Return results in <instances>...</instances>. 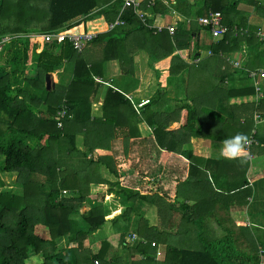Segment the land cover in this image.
I'll return each instance as SVG.
<instances>
[{
    "label": "trees",
    "instance_id": "trees-1",
    "mask_svg": "<svg viewBox=\"0 0 264 264\" xmlns=\"http://www.w3.org/2000/svg\"><path fill=\"white\" fill-rule=\"evenodd\" d=\"M29 1L16 0L15 16L21 23H41L36 30L39 34L57 30L67 34L97 33L79 53L66 41L44 44L38 50L31 39L21 34L0 51V175L15 174V184L21 189V194L11 192V187H6L0 178V264H27L28 258L37 253L40 260L36 264H93L96 259L100 264H121L117 256L104 259L109 248L105 241L94 254L83 246V241L105 224L103 196L112 193L128 203L137 199L145 201L155 207L158 222L164 217L170 226L174 210L170 203L171 183H175L174 187L184 185L189 174L197 171L196 166L190 165L196 158L179 148L190 137L205 139L203 132L211 127V121L213 125L220 124L221 130H228L235 119L241 118L240 133L248 136L247 122L254 109L264 117V100L259 99L254 108L249 100L237 105L229 103L231 99L247 100L254 96L246 70L264 69V39L256 36L254 26L246 25L244 13L237 9L239 3H244L264 17L262 0H198L200 5L195 9L185 0L176 2L173 9L189 20L204 16L208 11L219 12L228 31L216 41L209 39L207 30L195 21L188 24L185 20L179 21L172 35L166 30L156 32L141 24L130 10L120 15L123 24L107 30L118 12L117 1L106 4L107 0H46L45 12H38L35 6L28 7ZM159 4L157 2L152 11L166 12V7ZM1 12L0 18L5 14ZM232 27L241 28L242 32L234 34ZM22 28H14L11 33L29 30ZM9 31L0 29V36ZM191 41L192 57L197 58L206 50L210 55L199 63H194L189 54L183 55L182 52H189ZM138 51L145 53L147 67L157 81V89L147 104L136 112L127 98L107 87L100 101L99 116L91 114L100 89L93 78H102L103 66L111 60L118 63L122 75L133 76V58ZM234 53L239 55V68L227 65L220 56ZM167 59L162 69L155 66ZM69 64L67 84H54L46 89L44 76L47 74L56 82L64 65ZM203 73L204 78L197 84L198 75L200 78ZM182 74L186 79L184 97L166 109L170 100L165 95L162 79L167 76L169 82L171 77ZM193 79H196V87L189 92L187 89ZM224 80L228 81L227 86H223ZM233 83L238 87H233ZM219 98L230 104H226L231 114L228 121L214 112ZM61 107L65 113L57 121L56 112ZM182 109L186 112L184 125L167 131L171 119H178ZM140 123L151 129V138L140 139L137 129ZM214 134L212 140H219L221 133ZM77 139L81 140V149L76 146ZM141 147L146 148L145 153L143 149L140 151ZM157 148L183 155L189 161L187 173L184 165L178 167L173 162L170 167L168 163L162 168L163 181L150 183L154 174L152 160L159 154ZM142 159L149 161L152 167H140L144 164ZM125 170H130L131 174L126 175ZM245 170L246 165H243L237 181L233 172L232 180L225 182L212 174V184L221 192H239L245 184ZM204 181L202 174L195 178L197 185ZM91 188L96 191L92 192ZM209 189L214 191L210 186ZM82 207L87 209L79 212ZM129 210L128 207L120 209V216ZM176 210L179 218L174 225L191 221L185 204L180 202ZM135 217L141 219L139 214ZM142 221L141 228H136L138 240L130 250L152 262L154 248L150 241L156 244L163 241L165 232L157 226L148 227L147 222ZM38 229H42V233H38ZM120 239L124 241L122 235ZM219 244H201V249L195 252L165 245L167 260L157 264H259L257 253L238 252L232 245L228 248L226 244ZM261 256L264 257L263 251Z\"/></svg>",
    "mask_w": 264,
    "mask_h": 264
},
{
    "label": "crops",
    "instance_id": "crops-1",
    "mask_svg": "<svg viewBox=\"0 0 264 264\" xmlns=\"http://www.w3.org/2000/svg\"><path fill=\"white\" fill-rule=\"evenodd\" d=\"M2 1V0H0ZM117 0H107L106 4H110L111 2H114ZM167 3V6L161 5L160 7H166V12H157L153 14H160L163 17V24H168L170 22L171 16H174L178 19L182 20H189V18L185 19V17L175 11L173 7L175 6L176 2L183 1V0H165ZM187 3L192 4L196 8V6L200 5V2L198 0H185ZM118 2V1H117ZM244 6V5H243ZM45 6L43 8V11L45 12ZM243 10H246V13H249L251 16V19L247 21V24L250 26H254L257 34H263L261 31V16L252 10L250 6H245ZM172 8V9H171ZM162 10V8H161ZM10 14V13H9ZM8 14L6 16H3L0 18V21L4 23L6 22L5 19L8 18ZM114 17V16H113ZM166 17H169V21H165L164 19ZM191 19V18H190ZM191 22H194L195 20H189ZM100 22V21H99ZM103 22V20L96 25L97 28L100 27V24ZM157 24H160L159 22H156ZM13 26V25H12ZM6 29L10 30L8 34H14V35H31V34H39L40 32H37L36 30L33 31H25L24 33H11L12 29L16 27H10L5 25H0V29ZM241 29V28H238ZM99 30V29H98ZM242 30V29H241ZM62 30H57L54 32H61ZM52 33V32H51ZM90 33H97V32H90ZM210 39V38H209ZM37 49H39L37 47ZM192 49L191 42L189 43L188 51ZM208 50L200 52V56L198 57V60L194 63H199L201 59H204L208 57L207 55ZM183 55H186L188 52H182ZM175 54V52H174ZM222 59H235L237 56L239 57L238 53H234L232 56H225L220 55ZM134 64H133V76H126L122 75L118 68V63L115 60L107 61V63L103 66V77L102 78H93L96 82H98L100 89L99 93L95 98L94 103L91 107V114H95V116H99L100 114V101L103 95V92L105 88H110L113 91L119 92L122 94L125 98L129 97V101L134 109V104L140 103L142 100H149L151 95L155 92L157 89V81L154 77L153 71L148 69L146 64V55L143 51H138L134 58ZM167 60H162L155 64V66L158 68L164 67L166 65ZM228 65V64H227ZM65 66V65H64ZM67 66V65H66ZM223 65L220 67L221 70H223ZM71 65L69 64L67 68H64L63 73L59 75V79L54 82L52 77H48L49 81L51 82V85L46 87L47 89H50L54 84H62L65 85L68 82V76L70 74ZM258 70V69H256ZM264 70V69H260ZM205 76V73L202 74V76L198 80L193 79L191 82V85L187 89L189 92L192 91L196 86H194L195 82H197L200 79H203ZM163 83L165 85V95L170 100L168 106L166 109L173 105H175V102L178 100H182L184 97V91L186 79L185 74L178 75L175 77H171L168 81L167 76L163 77ZM227 80V79H226ZM224 80L223 86L228 85V81ZM263 81V82H262ZM235 84V83H233ZM264 84V79H262L259 83L260 87V95L258 97L252 96L251 98H246L247 100L243 99H231L229 103L237 105L239 102H245L249 100V103L252 104V108H254L258 100L260 101L264 100V92H262V86ZM230 85V84H229ZM232 85V84H231ZM230 85V86H231ZM201 89L204 90L205 85H201ZM233 87H238L237 84ZM204 100V99H203ZM181 104L183 102H180ZM228 103V104H229ZM248 104V102H246ZM227 102L223 98H219L216 100L214 112L217 113V115L223 117L228 121L231 117V114H229V110L227 108ZM263 104V103H262ZM176 105H179L177 103ZM230 105V104H229ZM144 106V105H143ZM143 106L139 107V109H134L136 112H138ZM175 108V107H174ZM171 117H174V114L170 115ZM254 116H258V118H254ZM185 117L186 112L184 109L180 111V114L178 115V119H171V123L166 128L167 131H175L185 123ZM211 121V120H210ZM243 120L240 118L239 120H234L232 123V126L228 130H221V125L219 126L213 125V122H210L211 127L207 128L203 133H205V139L200 138H194L190 137L188 139V142L184 145H182L179 150L184 151L186 154H190V156H193L196 158V160H192L190 162V165H194L197 167V171L194 172L192 175L189 174V177L186 180V183L184 185L174 187L171 183L169 194H170V203L172 205V208L174 210L171 212L172 216V222L170 226H167V222L162 217V221L158 222V218L156 216L155 207L148 204L145 201H142L140 199H137L133 202H126L122 196H116L112 193L105 194L103 198L106 199L104 201L102 199V205L106 209V216L104 217L105 224L103 225V228H100L94 233L91 234V236L83 241V246L91 251L92 254H94L102 241H105L109 244V248L104 256V259L107 260L111 256H117L119 263L123 264H152L153 262L155 264L162 263L166 261V255H165V245H169L171 247H174L171 245L172 242V236H187L189 235V241L185 245V247H188L187 249L189 251H199L201 249V245L197 242V235L195 233L194 227L191 226H185V227H175L174 220H178L179 214L176 210L178 207V204L182 202L188 207V213L189 218H191V221L186 225L190 224H198L201 228V231L203 233L207 232L213 225V228L215 230H218V234L220 233L221 236L217 237L218 242L216 241L214 244H226V245H233V247L236 249L234 242H233V235L239 233V235H242L239 229V225H243L245 222L249 228L248 230V236L251 238L250 241H254L256 244L255 246L259 248L258 251H263L264 254V226H262L258 221H260L259 212H250V217L248 216L247 211L245 210V206L243 205L242 200V194H240L241 191H232L225 193L221 192L215 189V187L212 184L213 175L215 174V177L217 176V180H220L222 182H225L227 179L229 181L232 180V173L235 177V181L239 178L242 172V166L238 160H228L223 158L220 155V149L222 148V142L224 139L231 138L237 133H240V126L242 125ZM218 124V123H216ZM247 124L250 126V132L253 136L254 140L256 141L257 145H251L248 147L249 156L247 159L246 170L244 173L245 178V184L240 188V190H251V193L256 195V187L255 183L264 180V117L260 114V112H256L254 109V112L252 113L251 118L247 122ZM138 133L140 135V139H147L151 138V129L148 128L144 123H140L137 126ZM214 133H221L220 139L217 141H213L212 137H215ZM248 135V136H249ZM225 137L224 139H221ZM260 143V144H259ZM259 144V145H258ZM77 146V144H76ZM78 147V146H77ZM80 149V148H79ZM144 151V147L140 148V151ZM178 150V148L176 147ZM262 149V150H261ZM159 151L158 156L155 155V159L152 160V164L154 167L153 175L150 177L149 182H155L158 180H162V168L166 167V165H171L174 162L176 166L179 167V165L185 166V171L187 173V165L189 161L184 159L183 155L175 154L171 152H164L162 149L157 148ZM144 155V154H143ZM143 160V159H142ZM221 161L220 163H218ZM144 164L140 165V167H149L148 164L149 161H142ZM183 162V163H182ZM214 162H217L218 164H215ZM127 168V166H125ZM152 167V166H150ZM126 175L129 176L131 174V171H124ZM202 174L204 177V184H195V178L199 177ZM214 188L213 192L209 189V186ZM98 188L104 189V185H98ZM231 189V188H230ZM262 191H264V187L262 188ZM140 194H145L144 192ZM131 208V211L129 210L124 215L120 216V209L122 208ZM123 210H121L122 212ZM135 214H139L141 216V219L138 220V218L135 217ZM166 215V213H163ZM216 214V215H215ZM209 215V216H208ZM120 216V217H116ZM176 216V218H175ZM117 219H116V218ZM115 218L116 221L112 223V219ZM248 218H251V221H249ZM259 218V220H258ZM145 220L147 222L148 227L157 226L158 230H162L165 232L163 234V241L159 240L156 244L154 241H150V243H155L154 248V255L152 258V262L148 260H144L142 256H139L133 252L131 249V245L134 242H137V235H136V228H141V225L143 224V221ZM165 220V221H164ZM178 223V222H177ZM219 225V226H218ZM231 229V230H230ZM102 230L101 236H98L99 231ZM178 231H183V233H176ZM185 231V233H184ZM175 232V235H174ZM109 233V235H107ZM229 236H228V235ZM124 237V241L120 239V236ZM131 236H134V238H131ZM109 237V238H108ZM176 237V238H177ZM227 239V240H226ZM227 241V242H226ZM112 242V244L110 243ZM162 242L164 244H162ZM113 244H117L114 246ZM142 244V243H141ZM113 245V246H111ZM178 248V247H177ZM130 251V252H129ZM237 251V250H236ZM258 251H256L258 255ZM262 259H264L263 256H261ZM122 258V262H121ZM236 258V257H235ZM234 258V259H235ZM258 259L260 261V257L258 255ZM237 260V259H235ZM97 262V264H100L99 260H94ZM102 264V263H101Z\"/></svg>",
    "mask_w": 264,
    "mask_h": 264
},
{
    "label": "built area",
    "instance_id": "built-area-1",
    "mask_svg": "<svg viewBox=\"0 0 264 264\" xmlns=\"http://www.w3.org/2000/svg\"><path fill=\"white\" fill-rule=\"evenodd\" d=\"M119 2V9L116 14L115 19L112 23H110L107 26V30H110L112 27L123 24L122 21H120L119 17L124 11L130 10L131 13L143 24L146 28L152 29L156 32H159L160 30H166V32L169 35H172L176 24L181 21L180 19L171 16L170 22L168 24H163V17L160 14H153L152 9L156 6V3L159 2L164 6H167V3L165 0H117ZM144 8V9H143ZM148 18H151V21L148 22ZM156 22H159L160 24H157ZM189 21L185 20V24H188ZM195 23L201 27L205 28L207 30V34L209 38L213 41H216L220 39L225 33H227L228 28L223 25L221 15L219 12L216 11H208L204 16L198 17L195 19ZM231 31L236 34V32H242L241 29H237L235 27L231 28ZM96 33H72L67 34L64 32H52V33H42V34H31V35H21L24 38H29L33 41L35 46H37L39 49L44 44H50L52 42L59 44L63 43L64 41L68 42L71 46V48L76 51L77 53L80 52L83 45L90 41ZM20 35H14V34H8L4 36H0V51L6 47L12 44L16 41V39L21 37ZM259 39H264L263 34H257L256 35ZM38 49V50H39ZM37 50V51H38ZM207 55H210V52H207ZM198 60V57L194 60L196 62ZM226 63L233 67V68H239L240 62L239 57L237 56L235 59H226ZM247 77L251 81V86L253 88L254 94L256 97L260 95V87L259 83L262 79H264V70H246ZM129 99V97H127ZM148 100H142L140 103L134 104V109H139V107L147 104ZM64 108L61 107L56 112L57 121L61 120L64 116ZM254 118H258V116H254ZM59 122L57 123V126L59 127ZM251 143L248 145H257L256 141L254 140L253 136H248ZM134 238V237H131ZM142 244H144L143 240H140ZM151 247H154V243H150ZM260 257L259 264H264V259L261 257V252L258 253ZM96 263V261H93Z\"/></svg>",
    "mask_w": 264,
    "mask_h": 264
},
{
    "label": "rangeland",
    "instance_id": "rangeland-1",
    "mask_svg": "<svg viewBox=\"0 0 264 264\" xmlns=\"http://www.w3.org/2000/svg\"><path fill=\"white\" fill-rule=\"evenodd\" d=\"M261 1V0H260ZM16 2V0H2V7L0 9V11H2L1 13H5L4 15L1 16H6V14H8V18L5 19V23L4 21L1 22L0 21V25H5V26H10V27H19L22 28L21 26H24V28L22 29H29V30H39V27L42 25L41 23H35V22H28V23H21V21H18L16 19V8L14 6V3ZM46 0H30L28 2V7L29 6H35L38 9V12H41L45 6ZM261 4H263L262 6H264V2L263 0L261 1ZM244 5V6H243ZM245 6H248L244 3H239L237 5V9L239 12H241V14L244 13L243 18L245 19L246 25H247V21H249L251 19V16L249 15L250 11L248 13H246V10L244 11L243 9L246 8ZM15 11V12H13ZM10 13V14H9ZM165 21H169V17H166L164 19ZM261 20V31L264 33V17L260 18ZM21 23V24H20ZM41 24V25H40ZM13 25V26H12ZM196 26V25H195ZM28 31V30H27ZM192 44V41H191ZM192 50V49H191ZM191 50L187 53L190 56V59L195 60L196 57H192V53ZM192 57V58H191ZM1 59H0V63H1ZM65 68H67V66H64ZM30 76V75H29ZM263 82V81H262ZM251 84V82H250ZM47 89V88H46ZM262 92H264V84L262 86ZM195 138V137H194ZM77 146L78 148H82L81 146V140L77 139ZM1 180L5 183L6 187H11L10 191L14 192L15 194H21V189L19 188V186H17L15 184V174L12 175H0ZM108 178H110L108 176ZM255 187H256V195H254L253 193H251V190L247 189V190H241L240 194H242V200H243V205L245 206V210L248 213V216L250 217V212H259V216L260 217V221H258L262 226H264V191H262V188L264 187V180L256 182L255 183ZM4 190H8V189H4ZM92 192H95L96 189L91 188ZM104 201H106L105 198H103ZM87 209V207H82L79 212L85 211ZM190 213V212H188ZM216 215V214H215ZM191 216V215H190ZM209 216V215H208ZM176 218V216H175ZM249 221H251V218H248ZM259 220V218H258ZM174 221H177L176 219ZM176 223V222H174ZM179 226V228L184 227V226H191L194 227V229L196 230L195 233L198 234L197 236L199 237L197 239L198 244H203V245H214L213 242H215V240L217 239V237L221 236L220 233L218 234V230H215L213 228V226L205 233H203L201 231L200 226L196 223V224H190V225H184L181 223L175 224L176 226ZM219 226V225H218ZM249 225L246 224V222L243 225H239V229L240 232L243 235H239V233L236 232L235 235H233V242L234 245L236 247V250L238 252H244L247 254H255L256 251L259 250L258 247H256L254 241H250L251 238L248 236V228ZM215 227V226H214ZM103 228V227H102ZM231 230V229H230ZM202 233H201V232ZM42 233V229H38V233ZM102 230L99 231L98 236H101ZM107 235H109V233H107ZM175 235V232H174ZM134 237V236H131ZM177 237V236H176ZM175 236H172L170 238H172V242L171 245L174 247H178V248H183V249H187L188 247H185V245L187 244V242L189 241V235L187 236H181L176 238ZM109 238V237H108ZM204 241V242H203ZM112 244V242H110ZM114 246H116L117 244H113ZM111 245V246H113ZM233 246V245H232ZM228 248H231V246L228 245ZM231 250V249H230ZM238 252H236V254H239ZM259 252V251H258ZM40 253H37L35 255H31V257L28 258L27 260V264H36L39 262L40 260ZM235 254V253H234ZM93 264H96L93 262Z\"/></svg>",
    "mask_w": 264,
    "mask_h": 264
},
{
    "label": "clouds",
    "instance_id": "clouds-1",
    "mask_svg": "<svg viewBox=\"0 0 264 264\" xmlns=\"http://www.w3.org/2000/svg\"><path fill=\"white\" fill-rule=\"evenodd\" d=\"M250 143L246 134L237 133L233 137L223 140L220 155L228 160H238L241 165H244L249 156L248 145Z\"/></svg>",
    "mask_w": 264,
    "mask_h": 264
},
{
    "label": "water",
    "instance_id": "water-1",
    "mask_svg": "<svg viewBox=\"0 0 264 264\" xmlns=\"http://www.w3.org/2000/svg\"><path fill=\"white\" fill-rule=\"evenodd\" d=\"M44 84H45L46 87L51 85V82L49 81V78H48L47 74L44 76Z\"/></svg>",
    "mask_w": 264,
    "mask_h": 264
}]
</instances>
